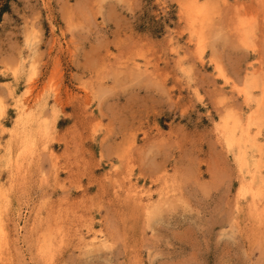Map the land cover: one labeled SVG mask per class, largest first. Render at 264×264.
Wrapping results in <instances>:
<instances>
[{"label":"rangeland","instance_id":"rangeland-1","mask_svg":"<svg viewBox=\"0 0 264 264\" xmlns=\"http://www.w3.org/2000/svg\"><path fill=\"white\" fill-rule=\"evenodd\" d=\"M4 6L0 264H264V0Z\"/></svg>","mask_w":264,"mask_h":264},{"label":"bare ground","instance_id":"bare-ground-1","mask_svg":"<svg viewBox=\"0 0 264 264\" xmlns=\"http://www.w3.org/2000/svg\"><path fill=\"white\" fill-rule=\"evenodd\" d=\"M198 4V3H197ZM201 4H199V6H200ZM192 9H196V7L194 8V7H192ZM202 10H204V9H202ZM202 10H200V9H196L195 11H194V17L192 18L193 20H192V22L193 23H195V24H200V26H202V25H204V22L206 21V18H207V15L205 14V13H203V11ZM188 16V15H187ZM186 16V17H187ZM193 16V15H192ZM191 20V19H190ZM209 20V19H208ZM188 21H189V18H188ZM195 21H197V22H195ZM201 22H203V24L201 23ZM193 23H191L190 25H192ZM195 24H193L192 26H194ZM198 27V26H197ZM196 27V28H197ZM196 31V30H195ZM195 37H196V35H195ZM241 37H243V36H241ZM197 38V37H196ZM243 39H245V38H243ZM242 41H244V40H242ZM245 42V41H244ZM246 74V73H245ZM244 74V75H245ZM222 75V74H221ZM248 80H249V78H247ZM247 80V81H248ZM254 80H255V78H254ZM246 81V82H247ZM245 82V83H246ZM227 84V83H226ZM252 84V83H251ZM247 86L249 85V84H246ZM258 86V85H257ZM256 86V87H257ZM251 87H253V86H251ZM254 87H255V85H254ZM259 89V88H258ZM246 90H247V88H246ZM243 91V90H242ZM241 91V92H242ZM251 93V92H250ZM253 93V92H252ZM259 93V92H258ZM245 94H247L246 92H245ZM261 95V94H260ZM254 96V95H253ZM252 96V97H253ZM264 96V95H263ZM255 97V96H254ZM253 97V98H254ZM246 99L248 98V97H245ZM245 99V100H246ZM249 99H251V98H249ZM264 99V98H263ZM244 100V101H245ZM252 100V99H251ZM248 102V101H247ZM251 102V101H250ZM261 103H262V101H260ZM259 102V103H260ZM249 103V102H248ZM264 103V102H263ZM253 104H255V102H253ZM259 107V106H258ZM261 107H263V106H261ZM260 107V108H261ZM248 108V107H247ZM259 110H261V109H259ZM252 111V110H251ZM257 111H258V108H257ZM258 113V112H257ZM250 114V113H249ZM254 115V114H253ZM255 116V115H254ZM254 116H252V117H254ZM26 117V116H25ZM24 117V118H25ZM238 117V116H237ZM252 117H249V118H252ZM239 118V117H238ZM40 119V118H39ZM241 120V119H240ZM245 120V119H244ZM22 122L24 121V120H21ZM248 122V121H247ZM242 123V122H241ZM240 123V124H241ZM244 123V122H243ZM249 123H251V122H249ZM238 122H233V124L231 125V127H229V126H224V130L222 131V139L225 141V143H226V145H227V147L228 148H231L232 146H235V144H236V148H237V150H236V162L238 163V165L240 166V167H242V166H246V167H248L249 166V164H250V162H249V160L248 159H250V156L248 155V152H247V149H245V146L243 145V142H240L239 140H238V138H239V136H242L243 135V132H244V129L241 127V125H240ZM246 124V123H245ZM253 124V123H252ZM254 125H255V123H254ZM248 127V126H247ZM254 127V126H253ZM23 128H25V126L23 127ZM33 128V127H32ZM222 129V128H221ZM246 129V128H245ZM247 129H249V128H247ZM26 130V129H25ZM247 131V130H246ZM253 131H254V129H253ZM252 131V132H253ZM221 132V131H220ZM249 133H251L252 134V132H250V130L248 131ZM256 132V131H255ZM257 133V132H256ZM242 134V135H241ZM248 134V133H247ZM247 136V135H246ZM240 139V138H239ZM241 139H242V137H241ZM260 139V138H259ZM244 140H246V139H244ZM251 140V139H250ZM250 140H248L249 142H250ZM247 141V142H248ZM224 143V142H223ZM255 143V142H254ZM261 143V142H260ZM257 145V144H256ZM262 144H260V146H261ZM259 146V145H258ZM233 148V147H232ZM255 148V147H254ZM229 150V149H228ZM234 151V150H233ZM255 153V152H254ZM229 154V153H228ZM264 154V153H263ZM231 156V155H230ZM256 159V158H255ZM234 161V160H233ZM257 161V160H256ZM236 163V164H237ZM264 163V162H263ZM264 166V165H263ZM237 169V168H236ZM263 169V168H262ZM262 169H261V171H262ZM242 173V172H241ZM239 174V173H238ZM240 177V176H239ZM260 177H259V175L257 174V175H255V174H253V175H248V178H244V176H242V179H241V181L243 180V182L247 185V186H245L246 188H247V192L249 193V198H250V202H251V208H253V209H255L256 211H261L262 209H264V202L263 201H261V199H260V196H261V191H262V188H261V186L259 185L260 183H261V180L259 179ZM130 181V180H129ZM241 183V182H240ZM132 185H134V184H132ZM131 185V189H133L132 186ZM129 187H130V185H129ZM128 189H130V188H128ZM130 189V190H131ZM140 190V189H139ZM241 190V189H240ZM131 191H133V190H131ZM135 191V190H134ZM137 192H139V191H137ZM141 192V191H140ZM140 192H139V194H140ZM135 200H136V196H137V193L135 192ZM143 195V194H142ZM147 195V194H146ZM248 196V195H247ZM134 197V196H133ZM139 197V196H138ZM137 197V198H138ZM142 197H144V195L142 196ZM147 197V196H146ZM146 197H144V198H146ZM149 197V196H148ZM148 197H147V199H148ZM140 198V197H139ZM149 199H150V197H149ZM139 200V199H138ZM137 201V200H136ZM142 203V202H141ZM236 205V204H235ZM236 207V206H235ZM237 208V207H236ZM261 209V210H260ZM238 210H239V208H238ZM88 231H89V229H88ZM87 231V232H88ZM86 231H84V233H85ZM92 234V233H91ZM82 235V234H81ZM103 235V234H102ZM92 236V238L95 240L96 239V241L95 242H97V239L99 238V237H97V235L95 236V235H91ZM56 237V236H55ZM79 237H80V235H79ZM82 237V236H81ZM48 238H50V237H48ZM82 238H84V237H82ZM91 238V237H90ZM101 238V237H100ZM105 238V237H104ZM55 239V238H54ZM50 242H51V240L50 239H48ZM80 240V239H79ZM83 240V239H82ZM81 240V241H82ZM85 240V239H84ZM89 240V239H88ZM105 240V239H104ZM108 240V239H107ZM46 241H47V239H46ZM48 241V242H49ZM102 241V240H101ZM90 243V242H89ZM93 243V242H92ZM101 244V243H100ZM45 245H48L47 244V242H46V244ZM51 245V244H50ZM83 245V244H82ZM86 245V244H85ZM93 246H94V244H92ZM103 246V245H102ZM104 247V246H103ZM108 247V246H107ZM49 248V247H48ZM48 248H46V250L48 249ZM48 251V250H47Z\"/></svg>","mask_w":264,"mask_h":264},{"label":"trees","instance_id":"trees-1","mask_svg":"<svg viewBox=\"0 0 264 264\" xmlns=\"http://www.w3.org/2000/svg\"><path fill=\"white\" fill-rule=\"evenodd\" d=\"M7 6L1 8L0 12L5 11Z\"/></svg>","mask_w":264,"mask_h":264}]
</instances>
